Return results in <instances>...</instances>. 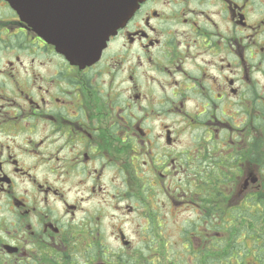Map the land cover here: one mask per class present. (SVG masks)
I'll list each match as a JSON object with an SVG mask.
<instances>
[{
	"label": "flooded vegetation",
	"instance_id": "af4514ba",
	"mask_svg": "<svg viewBox=\"0 0 264 264\" xmlns=\"http://www.w3.org/2000/svg\"><path fill=\"white\" fill-rule=\"evenodd\" d=\"M0 264H264V0H144L88 64L0 0Z\"/></svg>",
	"mask_w": 264,
	"mask_h": 264
},
{
	"label": "water",
	"instance_id": "95a60500",
	"mask_svg": "<svg viewBox=\"0 0 264 264\" xmlns=\"http://www.w3.org/2000/svg\"><path fill=\"white\" fill-rule=\"evenodd\" d=\"M71 63H90L143 0H8Z\"/></svg>",
	"mask_w": 264,
	"mask_h": 264
}]
</instances>
